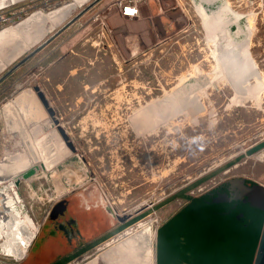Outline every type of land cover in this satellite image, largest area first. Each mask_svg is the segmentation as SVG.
Masks as SVG:
<instances>
[{"label": "rangeland", "instance_id": "obj_1", "mask_svg": "<svg viewBox=\"0 0 264 264\" xmlns=\"http://www.w3.org/2000/svg\"><path fill=\"white\" fill-rule=\"evenodd\" d=\"M96 1L58 24L57 15L73 0H28L12 11L0 34V77ZM114 1L100 0L69 27L100 48L114 75L109 111L99 102L104 113L82 117L52 105L77 154L28 82L26 65L0 84V160L7 169L20 161L6 153L18 152L33 162L15 177V191L7 188L9 179L0 181V190L15 196L22 223L43 225L53 213L22 261L4 252L15 246L7 226L17 220H3L9 213L1 202L0 264H108L107 256L114 264H155L159 227L187 203L168 225L177 227L171 246L178 261L230 264L226 248L237 236L238 181L201 194L235 177L264 184V150L249 155L264 142V0H217L196 9L180 0H152L139 18L115 17L114 9L96 18ZM28 89L37 101L32 116L11 105L19 93L18 101L29 99ZM67 198L113 218L109 233L85 252L65 253V240L50 238L63 234L54 225L61 208L51 207ZM125 216L131 217L120 221ZM159 242L161 257L162 237Z\"/></svg>", "mask_w": 264, "mask_h": 264}, {"label": "crops", "instance_id": "obj_2", "mask_svg": "<svg viewBox=\"0 0 264 264\" xmlns=\"http://www.w3.org/2000/svg\"><path fill=\"white\" fill-rule=\"evenodd\" d=\"M25 1L28 0H0V9L4 10L12 7L7 11L5 10L7 15H11L12 11L23 10L26 5L23 4ZM35 1L29 0L28 3H35ZM216 1L180 0L181 3H186L190 8L194 9H196V5L207 6ZM114 15L118 18H124L116 11ZM26 23L22 22L15 27L16 29L23 28L22 26ZM6 30L2 29L0 34ZM79 37L77 30L69 28L29 60L25 64L27 72L30 74L28 82H32L34 86H39L46 94L51 105L55 104L61 113H77V115L82 117L97 116L105 111L99 102H106V110L109 111L108 103L115 98L114 77L111 79V75H109V69L112 67L107 66L108 62L105 61L104 57L98 55L101 51L100 48L97 49L94 45L89 44L90 40L88 37L85 38L86 42H83V39L80 40ZM9 63L8 61L6 65ZM2 68H0L1 71ZM29 91V89L25 91L30 96L29 99H26L25 102L18 101V98L23 94L22 92L12 99L13 104L11 105H16L17 108L25 110L27 115L32 116L36 115L34 114L35 112L33 113L32 108L36 97ZM2 111L4 113V109ZM42 117H44L43 114ZM237 181L238 227L235 229L237 230V236L234 239L231 238L234 243L226 248V253L229 255L230 264H254L264 228V184L246 177H235L216 184L201 195L206 197L214 192L217 193L218 190ZM201 195L195 198H200L202 197ZM59 203L64 204L57 203L51 208L52 210L57 207L61 208L60 213L55 215L57 219L54 225L61 227V233L63 234L60 236L57 233H51L50 238L54 242L64 239L65 249L63 251L65 253L76 248L80 252H85L89 250V247L99 244V239L109 233L110 223H112L111 219H113L109 214L102 216L96 210L89 208V211H84L83 205H80L77 200H69L68 198L64 202L60 201ZM187 204L172 214L159 227L156 240L158 242V251L156 250L155 264H181L171 246V244L174 246L172 241L177 227H168V225L171 222L169 219L180 215L183 210L189 207V204ZM50 211L44 220L38 237L41 235L43 228L49 223L50 216L53 215V213L50 214ZM99 218H102V220ZM161 237L165 250H163V254L160 257L159 241ZM169 245L171 249H168ZM31 251L32 248L26 259L29 258ZM106 260L108 264H114L115 261L114 256L112 259L107 256Z\"/></svg>", "mask_w": 264, "mask_h": 264}, {"label": "bare ground", "instance_id": "obj_3", "mask_svg": "<svg viewBox=\"0 0 264 264\" xmlns=\"http://www.w3.org/2000/svg\"><path fill=\"white\" fill-rule=\"evenodd\" d=\"M88 1L89 0H73V2H72L73 5H69V6L65 7V9L63 10V12L60 11L61 13L59 12L60 15L58 14L57 17H59V16H61V17H60V19L57 20L58 22H56V23L58 24L60 22H63L65 20V18L72 12V10L74 8L81 7L85 3H87ZM43 116H44V114H43ZM16 154H17V156L16 155L13 156L14 155L13 153L7 152L6 155H5V158L10 157L13 161H16V162L20 161L18 163H14V165H12L11 167L7 168V169H10L11 170L9 173L8 172H5V170H7L5 168V166H4V163L5 162L3 160H0V179H1L0 181H7L9 179L7 181L8 182V187L5 186L7 188H13L14 187V184H15V180L14 179H15V177L16 176H19V175H22L24 173V172H21L22 169L25 168L26 166H28L27 164L29 163V161L26 160V163L25 164H22L21 161H23L25 159L23 158V156L21 154L19 155L18 152ZM7 155H8V157H7ZM1 183L2 182H0V184ZM0 192H3V195H4L5 199L8 202V204H6L5 201H4V199L0 198V203L2 202L5 205V210L4 209L3 210L5 212L9 213V216L4 215L5 217H3V220L8 221L9 220V217L17 220V222H16L17 225H14V224L10 223L7 226V229L10 230V234L13 237V241H14L13 244H15V246H14L15 248L14 247L12 248V244H11V248L10 249H7L4 252H6L8 256H12V257H14V259H18L19 260V259H21L22 257H24L28 253V248H29V245L28 244H30L32 242L31 236H28V234H27V229H28L27 228V225L25 223H22L20 217L18 216V213L17 212H14L13 206L17 204V200H15V198H12L13 195L10 196V194H7V192H5V191H1L0 190ZM91 196H93V195H91ZM90 200H92V199L90 198ZM85 201H87V200H84V203H86ZM7 206H10V207L8 208ZM0 218L2 219V217H0ZM16 226H17V229H18L17 232H16ZM130 232L131 231L128 230V232H126L125 235L130 234ZM16 251H18V252H16Z\"/></svg>", "mask_w": 264, "mask_h": 264}, {"label": "water", "instance_id": "obj_4", "mask_svg": "<svg viewBox=\"0 0 264 264\" xmlns=\"http://www.w3.org/2000/svg\"><path fill=\"white\" fill-rule=\"evenodd\" d=\"M100 0H97L94 2L91 6L86 8L84 11L78 13L74 18H72L69 22H67L63 27H61L59 30H57L54 34H52L47 40H45L42 44H40L37 48H35L32 52H30L27 56H25L22 60H20L17 64H15L12 68H10L5 74H3L0 77V84L6 80L11 74L16 72L18 69H20L22 66H24L34 55L39 53L43 48H45L48 44H50L53 40H55L59 35H61L67 28H69L73 23H75L78 19L81 18L82 15L85 14V12L88 11L89 8H91L93 5L99 3ZM34 91L36 92L38 98L40 99L41 103L43 104L44 108L47 110L49 116L51 117L53 123L56 125L58 131L62 135L67 147L74 153L77 154L78 151L76 149V146L74 145L73 141L71 140L70 136L66 132V129L61 125L59 119L57 118V113L52 107L50 101L48 100L46 94L43 92V90L39 86H34ZM264 150V142L260 143L259 145L255 146L251 150H249V155H253L255 153H258L260 151ZM26 173V175H28ZM110 217L111 213H109ZM131 216H125V218L120 219V221H125ZM254 264H264V228L262 232V236L260 239L258 252L255 258Z\"/></svg>", "mask_w": 264, "mask_h": 264}, {"label": "built area", "instance_id": "obj_5", "mask_svg": "<svg viewBox=\"0 0 264 264\" xmlns=\"http://www.w3.org/2000/svg\"><path fill=\"white\" fill-rule=\"evenodd\" d=\"M152 0H115L113 4L105 6L100 13L97 14L96 18H106L114 9L121 17L128 18V19H135L139 18L141 15V8L151 2ZM10 17L7 16L6 12L3 9H0V29L4 28L9 21ZM15 184L12 191H15ZM14 194V193H13ZM17 194V193H15ZM15 198V196L13 195ZM18 203V202H17ZM15 206V205H14ZM27 234L31 236L32 242L29 245L28 252L30 248L33 246L34 242L36 241L42 225L40 224H30L29 221L27 222ZM28 256V253L19 260H25Z\"/></svg>", "mask_w": 264, "mask_h": 264}, {"label": "flooded vegetation", "instance_id": "obj_6", "mask_svg": "<svg viewBox=\"0 0 264 264\" xmlns=\"http://www.w3.org/2000/svg\"><path fill=\"white\" fill-rule=\"evenodd\" d=\"M67 29H68V28H67ZM59 36H60V35H59ZM101 48H102V47H101ZM106 48H107V49H106L107 51H108V48L111 49V47H109V46H106ZM37 54H38V53H37ZM106 54H107V53H106ZM109 54H110V52L108 51V55H109ZM34 56H36V55H34ZM34 56H33V57H34ZM33 57H32V58H33ZM32 58H31V59H32ZM31 59H30V60H31ZM112 68H113V67H112ZM113 77H114V75H113V72H112L111 79H113ZM10 109H11V107H10ZM28 161H29V160H28ZM21 163H22V164H25V163H26V160L21 161ZM32 163H33V162L29 161L28 166H26L25 168H23L21 172H26V171L29 169V167L32 165ZM0 194H1L0 196L3 195L2 193H0ZM3 197H4V195H3ZM4 201H5V200H4ZM5 203L8 204L7 201H6ZM9 207H10V206H8V208H9ZM2 209H3V208H1V210H2Z\"/></svg>", "mask_w": 264, "mask_h": 264}]
</instances>
